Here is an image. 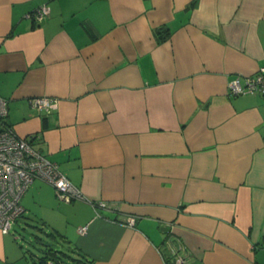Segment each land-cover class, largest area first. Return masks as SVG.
Listing matches in <instances>:
<instances>
[{
	"label": "crops",
	"instance_id": "crops-1",
	"mask_svg": "<svg viewBox=\"0 0 264 264\" xmlns=\"http://www.w3.org/2000/svg\"><path fill=\"white\" fill-rule=\"evenodd\" d=\"M261 67L264 0H0L4 120L83 194L35 179L22 215L90 264H172L167 238L187 264H264V95L228 92Z\"/></svg>",
	"mask_w": 264,
	"mask_h": 264
},
{
	"label": "built area",
	"instance_id": "built-area-1",
	"mask_svg": "<svg viewBox=\"0 0 264 264\" xmlns=\"http://www.w3.org/2000/svg\"><path fill=\"white\" fill-rule=\"evenodd\" d=\"M49 8L42 4L29 16L41 20ZM231 95H264V67L251 75H236L228 82ZM56 101L48 96L33 99V106L38 110H48ZM7 115V100L0 95V231L10 232L13 222L22 216L24 207L21 197L30 184L39 179L50 184L58 199L71 202L83 199L81 190L75 186L58 168V165L42 155L27 137L18 135L13 127L4 120ZM100 206H104L103 203ZM134 217L129 216L126 224L132 225ZM86 227L79 231L83 232ZM172 264H187L188 253L180 243L166 239Z\"/></svg>",
	"mask_w": 264,
	"mask_h": 264
},
{
	"label": "rangeland",
	"instance_id": "rangeland-1",
	"mask_svg": "<svg viewBox=\"0 0 264 264\" xmlns=\"http://www.w3.org/2000/svg\"><path fill=\"white\" fill-rule=\"evenodd\" d=\"M5 237L16 252L13 264H49L52 260L43 261L45 256L55 260L54 264H73L70 256H77L53 230L29 214L19 216ZM48 247L55 252L48 251Z\"/></svg>",
	"mask_w": 264,
	"mask_h": 264
},
{
	"label": "trees",
	"instance_id": "trees-1",
	"mask_svg": "<svg viewBox=\"0 0 264 264\" xmlns=\"http://www.w3.org/2000/svg\"><path fill=\"white\" fill-rule=\"evenodd\" d=\"M165 28L163 27H158L155 30V35H156V39L158 42H161L163 40H165V38L167 37L168 33L165 32ZM73 252L76 253L77 256H70V259L73 261V264H90L91 260H88L83 254H80L78 251L76 252L74 249H71ZM48 251H51L52 253L55 252V250L51 249L50 247H48ZM43 261H48V260H52L49 262V264H54L55 260L49 258V257H42Z\"/></svg>",
	"mask_w": 264,
	"mask_h": 264
}]
</instances>
